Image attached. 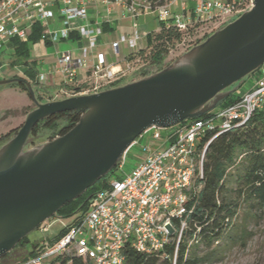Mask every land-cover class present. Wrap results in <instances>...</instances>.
<instances>
[{"label":"built area","instance_id":"obj_1","mask_svg":"<svg viewBox=\"0 0 264 264\" xmlns=\"http://www.w3.org/2000/svg\"><path fill=\"white\" fill-rule=\"evenodd\" d=\"M193 1L164 0V4L154 6L149 0H0V50L13 38L27 41L38 23L42 36L35 46L70 39L81 43L78 55L74 50L57 51L54 71L39 70L36 74L34 81L39 86L47 84L53 72L63 78L49 101L100 92L117 86L122 76L134 70L131 57L124 59L121 71H115L106 55L96 50L104 25L111 24L115 14L131 18L133 31L130 37L122 33L112 42L115 54H120L121 43H127L135 54L142 38L139 19L144 15H154L161 21L173 19L186 30L199 21L226 19L227 24L254 3ZM176 2L179 10L173 12L171 5ZM85 68L89 69L91 83L80 86L78 74ZM252 75L254 81L245 91H235L239 94L236 101L216 107L204 117L146 129L124 152L117 169L122 176L97 191L74 223L49 243H38L27 257L0 264H124L126 249L165 254L175 234L179 241L186 228L183 217L203 176L208 144L219 133L245 124L254 114L264 115V63ZM211 131L217 132L203 145ZM138 146L144 156L135 167L125 170L128 157ZM48 221L39 228H46ZM177 252L178 244L175 255Z\"/></svg>","mask_w":264,"mask_h":264},{"label":"water","instance_id":"obj_2","mask_svg":"<svg viewBox=\"0 0 264 264\" xmlns=\"http://www.w3.org/2000/svg\"><path fill=\"white\" fill-rule=\"evenodd\" d=\"M263 63L264 0H254L162 70L100 92L40 102L25 77L0 79L25 84L36 105L0 146V259L107 176L146 129L207 114ZM72 110L83 113L69 131L28 147L40 121Z\"/></svg>","mask_w":264,"mask_h":264},{"label":"trees","instance_id":"obj_3","mask_svg":"<svg viewBox=\"0 0 264 264\" xmlns=\"http://www.w3.org/2000/svg\"><path fill=\"white\" fill-rule=\"evenodd\" d=\"M149 1L154 6L164 4V0ZM159 21L160 29L148 32L146 45L132 57L131 64L135 68L132 74L137 75L130 81L162 70L175 60L171 55L177 47H184V53L218 29L203 31V26L210 21L196 22L186 30L180 29L173 19ZM203 34L206 35L201 39ZM41 36L42 27L37 23L27 41L11 39L14 50L12 64L27 67L28 76L25 78L32 83L35 91L40 87L39 83L34 81L39 66L36 60L31 59V55L33 45ZM12 85L19 86L29 94L25 84ZM237 98L239 94L233 91L217 107L226 106ZM82 113V110L60 112L40 121L32 131L28 147L40 143L41 141L37 140L40 136L46 137L43 140L46 141L65 134L80 120ZM18 128L1 134L0 146L15 135ZM216 132H209L203 139V145ZM117 169L118 166L82 196L62 207L57 214L70 216L85 210L97 191L105 188L111 179L122 176ZM197 185L198 189L191 195L188 203V212L183 217L187 224L181 239L178 241V235L175 234L165 254L126 249L124 264H202L218 254L222 243L225 245L234 241V230L238 229L237 220L241 207L246 206L251 210L264 207V115L256 113L245 124L219 133L213 138L207 146L203 176ZM179 221L180 219H177L178 223ZM29 243L28 236L23 238L12 251L0 259V262L6 263L5 260L19 247L28 251L23 258L27 257L39 242L33 243L31 249L28 248ZM177 244L178 252L175 255ZM201 246L206 250L204 253H200Z\"/></svg>","mask_w":264,"mask_h":264},{"label":"rangeland","instance_id":"obj_4","mask_svg":"<svg viewBox=\"0 0 264 264\" xmlns=\"http://www.w3.org/2000/svg\"><path fill=\"white\" fill-rule=\"evenodd\" d=\"M139 22L140 24H144V28L147 30H153L158 26L157 19L154 16L141 17ZM217 28L219 27H217L215 22L206 23L203 26V31L211 32V30ZM112 38L113 36H104L103 41H100L101 43L99 47L104 51L105 55L110 52L109 41L112 40ZM80 44L79 41H62L48 44L46 49V63L45 66L42 65L41 69L44 72H47L50 65L55 64L57 51L74 50V54L77 55L75 50L79 48ZM183 49L184 47H177L171 57L176 60L182 54ZM13 51V49H9L5 46L0 50V69H6L8 71V73H6L7 75H12L13 73H11V71L14 72L15 68H22V65L12 64V60L14 59ZM172 62L173 61H171V63ZM136 75L137 74H133L130 78H134ZM130 78L129 80H131ZM129 80L123 81L122 84L130 82ZM253 81L254 76L250 74L245 77L241 83H236L230 89L237 92H243ZM120 82L121 81H119V83ZM54 92L55 88L51 87L40 86L36 89V95L40 102L49 101V95L54 94ZM35 106L36 105L30 95L19 86L0 85V135L7 133L13 128L21 126L25 121L28 112L34 109ZM45 139L46 137L42 138V136H40L37 140L44 142L43 140ZM143 156L144 154L141 152L139 146L134 148L133 154L128 157L125 170H130L135 167ZM83 212L84 210H80L70 216L60 214L53 216L49 219V224H47L46 228L38 227L28 234L30 239L28 248L31 249L32 244L35 242L44 244L57 238L64 228L74 223ZM237 223L238 229L234 230V241H229V243H226L225 245L222 243V248L218 254H216V256L210 261H206L202 264H264V207L258 210H251L246 206L241 207ZM205 251V248L201 246L200 253H204ZM27 252L28 251L25 248L19 247L5 260V262L10 263L22 259Z\"/></svg>","mask_w":264,"mask_h":264},{"label":"crops","instance_id":"obj_5","mask_svg":"<svg viewBox=\"0 0 264 264\" xmlns=\"http://www.w3.org/2000/svg\"><path fill=\"white\" fill-rule=\"evenodd\" d=\"M194 1L191 0V4H193ZM179 6L180 4L178 2L174 3L171 5V10L173 12H177L179 10ZM144 16H154V15H144ZM142 16V17H144ZM157 19L158 22V26H156L153 30H147L146 28H144V24H140L139 22V32L142 35V38L139 42V46L144 47L146 45V34L148 32L151 31H157L160 29V21L159 19L154 16ZM224 21H226V19L223 20H214L211 21L210 23H216L217 27H220L224 24ZM131 23L132 20L129 17H123L121 13L115 14L113 17V22L111 24H105L104 25V32L101 35L100 41H103L104 36H113L112 40L109 41V48H110V52L107 53L106 57H107V62L114 67L115 71H121L124 68V59L128 58V57H133L135 54L129 49L127 43H121L120 45V54L116 55L115 51L112 47V42L117 41L121 34L123 33L125 36L130 37L133 33L132 28H131ZM71 41H78L76 39H70V40H66L63 42H71ZM100 42V43H101ZM107 43V42H106ZM48 44H38V45H33L32 47V55H31V59L32 60H36L37 61V65L39 66V70L43 71L42 65L45 66L46 63V49H47ZM100 44L97 47V52H103V50L100 49ZM5 47L9 48V49H13V45L11 43V40H9ZM182 47V46H181ZM77 52V55L79 54V50L78 48L75 50ZM54 69V65H50V68L47 69V72H50L51 70ZM2 70V71H1ZM135 70V68H134ZM133 70V71H134ZM27 71V67L22 65V68H18V69H14V72L11 71V73H13L12 75H7L6 73H8V71L4 68L0 69V79L2 78H6V77H14L15 75L18 76H23V77H27L28 73ZM46 71V69H45ZM54 71V70H53ZM133 71L131 73L126 74L125 76H122L121 79V84L123 81H127L129 80V78L133 75ZM4 74V75H2ZM133 79V78H130ZM63 78L60 74L53 72L52 75H50L48 83L45 84V87H51V88H55V90L57 89V87L61 84ZM130 81V80H129ZM89 83H91V78H90V73H89V69L85 68V69H81L79 74H78V84L81 85H88Z\"/></svg>","mask_w":264,"mask_h":264}]
</instances>
